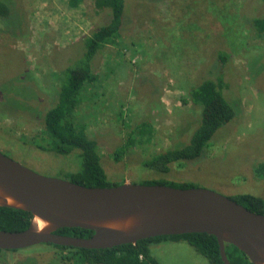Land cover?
I'll return each instance as SVG.
<instances>
[{
	"label": "rangeland",
	"instance_id": "1",
	"mask_svg": "<svg viewBox=\"0 0 264 264\" xmlns=\"http://www.w3.org/2000/svg\"><path fill=\"white\" fill-rule=\"evenodd\" d=\"M19 1L27 35L14 38L12 21L6 23L9 35L0 33V151L43 176L66 179L76 169L75 159L39 149L38 143L46 146L39 139L42 117L56 100L62 70L79 52L74 44L103 15L93 0L76 8L68 0ZM152 1L156 8L127 0L133 24L120 42L97 56L99 79L81 91L76 114L98 141L107 176L117 183H140L153 173L142 161L189 141L199 108L184 100L193 85L211 76L215 55L223 50L230 54L224 69L230 91L224 93L228 101L238 99L239 118L217 131L203 159L171 165L164 176L228 197L239 192L264 197V177L255 172L264 162V37H252L242 19L246 11L262 14L264 5L255 0ZM144 121L146 134L116 162L111 153ZM151 252L161 264H210L186 242L160 244ZM58 254L42 244L2 252L0 264H61Z\"/></svg>",
	"mask_w": 264,
	"mask_h": 264
},
{
	"label": "trees",
	"instance_id": "2",
	"mask_svg": "<svg viewBox=\"0 0 264 264\" xmlns=\"http://www.w3.org/2000/svg\"><path fill=\"white\" fill-rule=\"evenodd\" d=\"M85 1L68 0V4L70 7L76 8ZM139 1H147L149 7H155L150 6L152 0ZM255 1L264 5V0ZM126 4L127 0H93L96 11L103 15L102 20L81 39L80 43L74 44V48L79 45L76 48L79 49V52L72 58L74 60L70 63L67 62L68 64L62 70L56 100L43 113L42 117L43 128L39 139L46 142V146L38 143L41 146L39 149L53 152L64 158H74L76 169L68 172L66 179L88 187H111L126 182L124 180L117 183L109 179L102 164L98 141L89 135L87 123L76 114L81 103V91L99 79L95 71V59L108 46L120 42L128 25L134 22L129 18L128 4ZM23 12L19 0H0V33L9 35L10 31L6 23L12 21L16 25L12 36L14 38L25 37L27 35V18L23 17ZM242 19L246 22L252 37H264V12L255 15L246 11ZM229 64L230 54L218 50L212 67H210L211 76H204L193 85L184 100V102H191L192 105L199 108V119L195 124L197 127L191 138L185 144H183L184 141L179 144L175 142L170 147L156 152L142 161V167L153 171V173L150 177H143L140 184H160L175 188L197 187L192 182H177L169 180L164 175L170 171L171 165H183L203 159L211 147V141L217 131L230 123L236 115V118H239L241 110L238 99L235 96L232 98L230 96L231 99L229 98L228 101L224 93V91L227 93L230 91L224 72ZM215 65L216 72H214ZM230 101L238 103L235 105L239 108V113L236 112L235 105ZM148 128V121L131 128L126 141L111 153L112 158L116 162L122 161L129 150L135 147L136 141L146 134ZM78 165H80L79 168ZM255 172L264 177V162L255 167ZM230 198L253 212L264 214V197L262 196L239 192ZM31 220L32 215L29 212L0 207V230L23 231L30 226ZM56 233L87 238L93 234V231L64 227L58 229ZM169 242H186L210 264H223L217 238L207 233L155 236L139 240L135 244H123L106 249L46 245L59 252L58 257L61 264H161L152 254L151 248ZM225 248L231 264H252L248 257L234 245L225 244ZM5 251L8 252L0 249V253ZM17 251L19 250L10 252Z\"/></svg>",
	"mask_w": 264,
	"mask_h": 264
},
{
	"label": "water",
	"instance_id": "3",
	"mask_svg": "<svg viewBox=\"0 0 264 264\" xmlns=\"http://www.w3.org/2000/svg\"><path fill=\"white\" fill-rule=\"evenodd\" d=\"M0 207L32 215L26 230H0L1 250L42 244L106 249L155 236L207 233L217 238L223 264H231L225 244L237 247L252 264H264V214L207 188L133 182L88 187L43 176L0 151ZM64 227L93 234L56 233Z\"/></svg>",
	"mask_w": 264,
	"mask_h": 264
},
{
	"label": "bare ground",
	"instance_id": "4",
	"mask_svg": "<svg viewBox=\"0 0 264 264\" xmlns=\"http://www.w3.org/2000/svg\"><path fill=\"white\" fill-rule=\"evenodd\" d=\"M40 225H42V223H40Z\"/></svg>",
	"mask_w": 264,
	"mask_h": 264
}]
</instances>
